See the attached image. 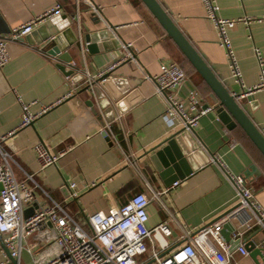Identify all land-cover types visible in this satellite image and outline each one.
Instances as JSON below:
<instances>
[{
  "label": "crops",
  "instance_id": "1",
  "mask_svg": "<svg viewBox=\"0 0 264 264\" xmlns=\"http://www.w3.org/2000/svg\"><path fill=\"white\" fill-rule=\"evenodd\" d=\"M90 1L97 12L84 0L78 5L76 0H0V34L36 20L30 33L8 45L10 58L0 66V136L18 126L22 111L18 97L27 103H50L63 98L3 141V147L16 162V177L33 174L49 197L82 225L90 214L106 213L135 193L151 198L152 191L159 192V198L151 199L147 206V225H168V250L179 243L183 230L216 220L235 202L232 186L210 161L215 154L232 173L244 176L264 208L263 154L239 125H226L217 117V97L186 62L187 73L178 63L186 80L173 93L177 99H185L189 89H194L202 105L211 107V111L200 116L194 130H184L166 141L181 128L172 129L163 119L164 101L156 93L152 76L161 64L177 55L182 59L184 56L145 3ZM158 1L217 78L232 94H241L240 105L264 136V86H258L259 66L253 51L258 47L264 58V20L248 24L242 21L246 16H263L264 0H216L218 16L237 22L228 34L242 73V85L230 75L226 52L217 42L216 29L205 15L202 0ZM56 2L60 3L57 13L52 10ZM100 31L104 36L95 41L98 51L90 53L86 49L85 60L91 74L112 65L109 76L93 88L84 84L77 71L65 79L69 62L54 54L56 48L80 67L78 37L86 45L85 36ZM52 38L56 42L47 45ZM71 42L73 45L69 46ZM96 86L109 101L112 115L100 105ZM248 88L253 89L251 101L242 95ZM37 107L38 104L32 106ZM104 131L109 139L102 134ZM39 141L52 152L66 149L56 165L40 169L32 150ZM176 151L189 157L192 173L183 179L174 174L162 178L160 172ZM175 180L179 184L172 186ZM71 182L77 185L75 198L69 196ZM48 202L44 194L37 192L27 208L35 210ZM249 237L261 245L264 231L254 227L243 239ZM50 246L43 232L33 234L24 243L20 263L34 264L33 260L39 257L47 259ZM27 248H31V253ZM2 251L0 244V260L4 259ZM232 261L255 264L249 253L244 256L237 251L233 252Z\"/></svg>",
  "mask_w": 264,
  "mask_h": 264
},
{
  "label": "built area",
  "instance_id": "2",
  "mask_svg": "<svg viewBox=\"0 0 264 264\" xmlns=\"http://www.w3.org/2000/svg\"><path fill=\"white\" fill-rule=\"evenodd\" d=\"M79 1L76 0L77 5ZM84 1L97 12L90 0ZM202 3L206 17L216 29L217 42L226 52L230 75L242 85V73L228 34L237 22L218 16L219 5L216 0H202ZM59 4L56 2L52 9L56 13ZM262 20L264 15L258 18H242L246 24ZM35 22L36 20H31L0 34V66L6 64L10 58L8 45L20 41L24 35L30 33ZM78 42L82 65L78 67L74 62H69L68 66L73 72L77 71L82 75L85 85L93 88L96 79L110 71L113 66L91 74L85 60L86 45L80 36ZM253 51L259 66L258 86H264V58L258 47H254ZM70 78L71 74L65 75V79ZM152 80L156 93L164 101L162 116L170 128L179 127L192 131L200 116L211 111V107L202 105L194 89H189L185 99L176 98L173 91L186 80L184 69L176 61L161 64ZM252 91L253 89L248 88L242 95H248ZM62 99L50 103H27L18 97L22 110L18 126L0 136V233L10 256L15 259V262L11 261L2 251L4 259L0 260V264H21L20 255L24 243L37 232H43L44 238L50 242L48 250L50 249L51 254L47 259L35 258L34 264H236L232 261L233 252H229V244L221 234L225 223L233 226L231 238L240 240L235 251L244 256L248 255L249 252L242 243L243 237L254 227L264 231V208L255 198L254 191L247 185L244 176L232 173L216 154L210 161L218 166L232 186L235 202L216 220L198 228L183 230L178 238L179 243L170 250L167 238L171 231L168 225L165 222L153 227L147 225V206L151 199L159 198V192L152 191L151 198L145 193H135L125 203L109 209L106 213L98 211L90 214L86 217L85 225H82L60 203L49 197L33 174L25 173L22 179H18L13 171L16 162L3 147V141L15 130L30 125ZM34 104H38L36 109L32 108ZM32 150L40 169L56 165L66 152L65 148L52 152L42 141L35 143ZM178 184L179 181L175 180L172 186ZM68 188L69 196L75 198L76 183L71 182ZM37 192L44 194L49 202L26 217L24 210L35 201ZM261 243H264V237ZM27 250L31 253V248Z\"/></svg>",
  "mask_w": 264,
  "mask_h": 264
},
{
  "label": "water",
  "instance_id": "3",
  "mask_svg": "<svg viewBox=\"0 0 264 264\" xmlns=\"http://www.w3.org/2000/svg\"><path fill=\"white\" fill-rule=\"evenodd\" d=\"M145 5L148 7V10L154 16V18L158 21L160 26L165 30L167 35L172 39L175 43L179 51L182 55L187 59V61L191 64L194 70L201 76L207 86L211 89L214 95L218 99V104L215 106V113L217 117L226 125L233 123L239 125L245 134L249 137V139L255 144V146L260 150V152L264 156V136L261 134L257 126L253 123V121L246 114L242 106L240 105L241 100H238L241 94L231 93L226 86L217 78L215 73L212 71L210 66L206 63V61L202 58V56L197 52L188 38L184 35V33L180 30V28L175 24V22L170 17L169 13L164 9L162 4L158 0H142ZM104 36L102 31L98 32V34H90L85 36L86 49L90 53L97 52V37ZM56 42L55 38L49 40L47 45ZM73 45V42L70 43L69 46ZM65 53V56L63 55ZM60 59L65 62H70L72 60L71 56H69L66 52H61L60 48H56L55 53ZM67 55V56H66ZM60 69L64 70V66H60ZM73 71H66L65 74H72ZM109 76V72H106L102 76L98 77L97 82L104 81ZM87 88V87H86ZM96 95L99 99V103L102 107L106 108V113L112 115L111 109L109 108V101L104 98L103 93L98 88L95 87ZM247 101H251L252 97L250 94L246 96ZM184 129H179L174 132L166 141L174 139L178 134L182 133ZM102 134L107 138L106 132H102ZM192 173V168L189 164V157L187 155H180L177 151L174 153L173 157H169L168 164L164 167V169L160 172L162 178L168 175H176L178 178L183 179L187 175ZM33 212L32 208H27L24 210V216H29ZM233 230V226L231 223H225L221 230V234L226 242L229 244V252H234L236 247L240 244V240L238 238L232 239L230 234ZM244 247L249 252V255L254 259L255 264H264V243L261 245H257L255 241H253L250 237L242 241ZM0 244L2 249L6 253L11 261L15 262V259L10 256L8 249L6 248L5 243L3 242L2 235L0 233ZM260 259V262L258 261ZM147 262L146 264H149Z\"/></svg>",
  "mask_w": 264,
  "mask_h": 264
},
{
  "label": "rangeland",
  "instance_id": "4",
  "mask_svg": "<svg viewBox=\"0 0 264 264\" xmlns=\"http://www.w3.org/2000/svg\"><path fill=\"white\" fill-rule=\"evenodd\" d=\"M174 61L179 63L185 69V71L187 73L186 66L188 67V65H186V63L183 61V59H182V57L180 55L175 56L174 57Z\"/></svg>",
  "mask_w": 264,
  "mask_h": 264
},
{
  "label": "trees",
  "instance_id": "5",
  "mask_svg": "<svg viewBox=\"0 0 264 264\" xmlns=\"http://www.w3.org/2000/svg\"><path fill=\"white\" fill-rule=\"evenodd\" d=\"M183 61L186 62L187 64L189 63L185 57L183 58ZM189 64H190V63H189ZM190 65H191V64H190ZM192 68H193V67H192Z\"/></svg>",
  "mask_w": 264,
  "mask_h": 264
}]
</instances>
